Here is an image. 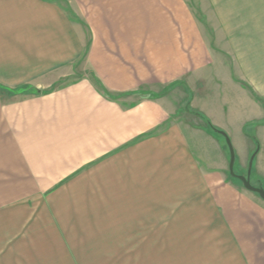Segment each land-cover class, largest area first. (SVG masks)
Returning <instances> with one entry per match:
<instances>
[{
	"label": "crops",
	"instance_id": "obj_1",
	"mask_svg": "<svg viewBox=\"0 0 264 264\" xmlns=\"http://www.w3.org/2000/svg\"><path fill=\"white\" fill-rule=\"evenodd\" d=\"M122 1L133 19L87 22V66L118 99L87 78L24 91L42 87L34 61L0 59V264L99 227L139 235L142 250H199L192 264H264V200L229 180L218 133L172 120L171 95L186 80L190 107L236 156L251 152L264 136V0L201 1L212 41L187 0ZM36 4L0 0V43H31L33 59L46 37Z\"/></svg>",
	"mask_w": 264,
	"mask_h": 264
},
{
	"label": "rangeland",
	"instance_id": "obj_2",
	"mask_svg": "<svg viewBox=\"0 0 264 264\" xmlns=\"http://www.w3.org/2000/svg\"><path fill=\"white\" fill-rule=\"evenodd\" d=\"M47 1V2H46ZM122 1V0H121ZM120 0H109L107 5L82 3V0H36L37 19L45 21L46 37L40 36L36 41L35 58L29 50L31 43H0V59H5V63L12 64L18 59L26 65L35 64V84H42L41 88L26 87L24 91L32 93H44L54 91L74 83L77 80L87 78L93 81V73L86 63L87 48L90 43V28L87 22H97L99 17H108L110 19H118L127 17L133 19L138 10L129 9L127 4ZM191 7L193 15L196 17L199 27L203 33L207 35L209 40H213V31L208 25V16L204 14L201 8L203 0H187ZM212 48L217 43L211 42ZM30 48V49H29ZM17 51V53H16ZM219 53L218 49H215ZM16 53V56L13 55ZM18 55V56H19ZM24 55L25 57H22ZM29 56V57H28ZM20 71V70H19ZM2 81L6 75H1ZM11 78L18 81L32 80L31 73H13L9 74ZM169 88L141 90L139 96L160 97L168 94ZM17 91L22 92V89ZM172 97L175 100L176 110L172 115V120L179 122L183 127L197 125L207 126L202 117L190 107L187 97V81H181L171 89ZM211 124V123H210ZM208 129V127H207ZM217 133V132H216ZM219 134V133H218ZM220 139L222 145L225 146L227 154L224 159L229 165L230 154L225 141L227 135L221 132ZM228 138V137H227ZM213 139V138H212ZM251 143L253 148L250 153L238 154L234 159L233 172L236 175L247 176L250 167V183L256 187V181H260L264 187V136L254 138ZM230 140V139H229ZM231 143V140H230ZM213 147V146H212ZM212 154L215 150H212ZM198 152V150H197ZM199 156V154H197ZM200 156H203L201 154ZM237 164L241 165V169H237ZM227 177L234 180L242 187V183L231 177L229 168H227ZM260 187V188H263ZM108 227H99L100 233L92 232L70 234L68 242L64 249L54 248H36V250H21L20 258L14 259L11 256L5 258V264H192L194 256L199 250L187 251H157L155 249H139L143 243H140L139 235L136 240L117 233L114 229L109 233ZM105 231V232H102ZM43 242H39L36 247L42 246ZM61 245V246H66ZM60 246V245H59ZM135 246V247H134ZM71 248V249H70ZM198 263V262H197ZM202 264V263H198Z\"/></svg>",
	"mask_w": 264,
	"mask_h": 264
},
{
	"label": "water",
	"instance_id": "obj_3",
	"mask_svg": "<svg viewBox=\"0 0 264 264\" xmlns=\"http://www.w3.org/2000/svg\"><path fill=\"white\" fill-rule=\"evenodd\" d=\"M225 141H226V144L228 146V150H229V154H230L229 165H228L230 175L232 177L238 179L242 183V185L245 189L257 194L262 200H264V189L260 188V187H254L250 183V180H249L250 176L249 175H250L251 162L249 164V170H248L247 176L236 175L233 172V164H234V159H235L234 150H233V147L230 143L229 138L225 137Z\"/></svg>",
	"mask_w": 264,
	"mask_h": 264
},
{
	"label": "trees",
	"instance_id": "obj_4",
	"mask_svg": "<svg viewBox=\"0 0 264 264\" xmlns=\"http://www.w3.org/2000/svg\"><path fill=\"white\" fill-rule=\"evenodd\" d=\"M93 81H91V82H93V84L95 85V87L97 88V90H99V92L101 93V94H103L104 96H107L108 98H111V99H118L120 96H122V95H115V94H111L109 91H107L105 88H104V86L101 84V82L95 77V76H93ZM204 120H205V122L207 123V127H208V129L209 130H211V131H213V132H217V133H221L222 131H220L219 129H217V128H215L214 126H212L211 124H210V122L207 120V119H205V118H203Z\"/></svg>",
	"mask_w": 264,
	"mask_h": 264
},
{
	"label": "flooded vegetation",
	"instance_id": "obj_5",
	"mask_svg": "<svg viewBox=\"0 0 264 264\" xmlns=\"http://www.w3.org/2000/svg\"><path fill=\"white\" fill-rule=\"evenodd\" d=\"M250 176V175H249Z\"/></svg>",
	"mask_w": 264,
	"mask_h": 264
}]
</instances>
